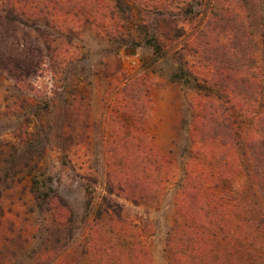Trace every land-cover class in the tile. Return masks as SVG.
<instances>
[{
    "label": "rangeland",
    "instance_id": "374dc122",
    "mask_svg": "<svg viewBox=\"0 0 264 264\" xmlns=\"http://www.w3.org/2000/svg\"><path fill=\"white\" fill-rule=\"evenodd\" d=\"M74 1L79 22L72 21L65 7L55 18L43 13L37 19L21 18L0 33V264H78L85 259V235L99 208L146 225L154 264H167V233L176 215L174 187L156 204L135 202L116 190L110 193L111 131L119 136L121 129H129V134L146 130L156 150L180 168L190 143L186 126L190 99L202 87L211 93L213 86L194 82V75L174 79V74L183 65L184 70L209 78L222 72L220 67L238 66L229 50L224 53L232 42L224 40L222 32H211L207 39L216 46L207 59L196 60V54L186 51L187 36L177 40L169 27L173 20L181 25L192 15L184 9L173 16L154 14L149 32L162 48L157 56L149 45H121L96 22L102 15L88 16L89 0ZM191 2L204 9L209 0ZM54 37L74 42L82 50L81 60L74 56L65 65L62 57L49 53L45 42ZM217 47L218 53L212 55ZM3 50L27 56L25 77L12 78ZM251 65V74L257 77L258 63ZM134 72L148 81L141 89H148L150 99L144 106L149 107L150 118L110 129L111 92ZM248 95L254 100L257 91ZM139 111L147 114L141 106ZM56 197L70 208L71 222L56 215Z\"/></svg>",
    "mask_w": 264,
    "mask_h": 264
},
{
    "label": "trees",
    "instance_id": "16d2710c",
    "mask_svg": "<svg viewBox=\"0 0 264 264\" xmlns=\"http://www.w3.org/2000/svg\"><path fill=\"white\" fill-rule=\"evenodd\" d=\"M65 7V13L77 21L81 14L74 0H0V33L21 18L37 19L42 13L55 18ZM89 7L90 18L102 15L96 22L108 36L121 45L152 46L157 56L162 48L149 32L154 14L173 16L184 9L192 15L188 22L178 25L173 20L169 27L177 40L187 36L186 51L196 54V60L207 59L216 46L207 39L209 33L222 32L224 40L232 42L224 53L229 50L238 66L220 67L222 72L209 78L197 70H184L183 65L174 74V79L194 75V82L213 86L211 93L202 87L190 99L186 121L190 143L180 168L156 150L146 130L129 134V129H121L119 136L111 131L108 182L110 193L116 190L135 202L154 204L174 187L176 215L167 233V264H264V0H209L204 9L191 0H89ZM104 9L107 15L100 13ZM45 47L62 57L65 65L74 56L83 57L68 39L54 37ZM3 55L12 78L25 77L27 56L6 51ZM252 61L258 63L257 77L251 74ZM147 82L134 72L114 88L113 109L107 115L110 129L117 124H143V117L149 120L151 111L144 106L150 99L148 89H141ZM252 90L257 91L254 100L248 95ZM54 207L56 215L73 220L61 198L56 197ZM145 228L120 212L99 208L85 235V259L78 264H154Z\"/></svg>",
    "mask_w": 264,
    "mask_h": 264
}]
</instances>
